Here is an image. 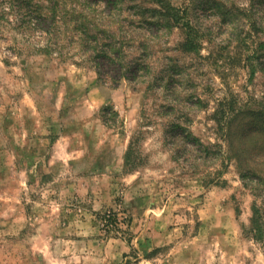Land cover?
I'll return each instance as SVG.
<instances>
[{"label": "rangeland", "instance_id": "obj_1", "mask_svg": "<svg viewBox=\"0 0 264 264\" xmlns=\"http://www.w3.org/2000/svg\"><path fill=\"white\" fill-rule=\"evenodd\" d=\"M40 1L0 0V264H264V0H171L194 51L152 0H59L55 22ZM85 24L142 58L131 83L99 81Z\"/></svg>", "mask_w": 264, "mask_h": 264}, {"label": "trees", "instance_id": "obj_2", "mask_svg": "<svg viewBox=\"0 0 264 264\" xmlns=\"http://www.w3.org/2000/svg\"><path fill=\"white\" fill-rule=\"evenodd\" d=\"M49 3V8L47 12L43 11V4L44 2L40 1L35 4V12L37 13L38 17H41L40 20H50L55 22L57 14L61 11L59 0H47ZM78 2L79 7L83 4V1L86 2H104V4L110 7L111 5L114 6L118 3V0H75ZM152 2L156 5L150 8H143L146 9L151 13V17L154 18L152 23H158L160 26H176L182 25L183 27L187 28L186 31V38L183 42L182 46H184V50L186 51H194L198 48L199 44H197V33L196 29L194 28L195 25L191 23L189 19H186L187 11L184 10L182 14L181 9L175 6L171 0H152ZM60 9V10H59ZM81 10V9H80ZM78 8H74L73 12H79ZM144 11V10H143ZM144 11V12H145ZM183 19H185L183 21ZM88 28H81L82 35L84 38L81 39L80 48L90 53V57H93L92 65L95 67V71L98 75L99 81L103 82H110L111 86L115 87L121 83L123 79L127 80L128 82H132L133 78H136V68H141L143 65L142 58L138 57H126L123 54L122 43L120 41H116L115 39H108L107 42H99V39H96V35L94 37H90L91 31H95V33L99 35H103L105 32L101 28H89L88 24H85ZM197 27V26H196ZM94 29V30H93ZM45 34H49L51 28H42L41 29ZM94 43V44H93ZM142 43V44H141ZM144 45V42L138 43V48ZM49 48V46H47ZM146 65L143 67L146 72H148L150 78L146 80L147 82L152 81L151 83L160 81L161 79L157 78V73L154 75L151 67L149 64L144 63ZM142 68V69H143ZM144 76V75H143ZM163 83V82H161ZM151 85V84H150ZM153 85V84H152ZM152 87V86H151ZM221 114V115H220ZM230 113L227 110H216L215 116L218 122L222 123L223 119H226V116ZM105 121V120H104ZM106 122V121H105ZM176 123V122H175ZM175 127H181L179 124H175ZM182 133L186 139L195 140L200 146V141L192 134L189 129L184 127L181 128ZM255 193V192H254ZM255 196H259L257 193L254 194ZM101 218L104 221V226H106V230L110 231V229H121V225L124 223L125 219L121 218L119 214L115 211L109 210L107 213L101 214ZM250 233L252 234L253 238L261 239L264 236V214L261 212L260 206L257 202L253 203V214L250 220Z\"/></svg>", "mask_w": 264, "mask_h": 264}]
</instances>
